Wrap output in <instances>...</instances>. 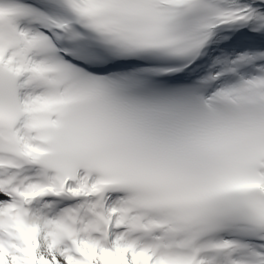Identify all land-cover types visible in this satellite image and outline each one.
Segmentation results:
<instances>
[{
    "label": "snow or ice",
    "instance_id": "obj_1",
    "mask_svg": "<svg viewBox=\"0 0 264 264\" xmlns=\"http://www.w3.org/2000/svg\"><path fill=\"white\" fill-rule=\"evenodd\" d=\"M0 264H264V0H0Z\"/></svg>",
    "mask_w": 264,
    "mask_h": 264
}]
</instances>
